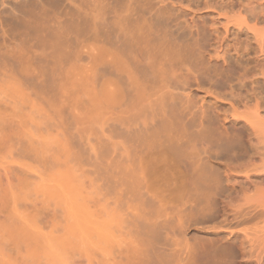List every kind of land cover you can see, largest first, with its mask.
<instances>
[{
	"label": "rangeland",
	"instance_id": "rangeland-1",
	"mask_svg": "<svg viewBox=\"0 0 264 264\" xmlns=\"http://www.w3.org/2000/svg\"><path fill=\"white\" fill-rule=\"evenodd\" d=\"M165 4L173 20L207 28L206 66L239 57L238 73L247 72L243 81L232 75L238 98L247 101L236 104L234 116L231 100L214 97L209 76L181 79L175 92L184 112L181 162L164 159L158 147L142 153L147 135L159 139L160 119H169L170 110L122 69L137 58L122 52L129 11L137 6L134 17L143 21ZM177 22L166 29H177ZM263 50L264 0H0V264H225L217 250L223 243L248 247L244 229L262 230V219L218 224L225 219L219 206L231 191L239 193L235 203L262 191L261 169L226 170L236 163L228 155L262 146L249 121L264 89ZM189 62L181 68H194ZM201 110L217 112L218 120L199 124ZM213 123L226 125L227 133ZM144 156L147 164L156 156L162 167L143 170L141 182ZM201 158L221 182L216 192L208 190L220 193L209 213L200 210L207 201L187 188Z\"/></svg>",
	"mask_w": 264,
	"mask_h": 264
},
{
	"label": "bare ground",
	"instance_id": "bare-ground-1",
	"mask_svg": "<svg viewBox=\"0 0 264 264\" xmlns=\"http://www.w3.org/2000/svg\"><path fill=\"white\" fill-rule=\"evenodd\" d=\"M137 8H138L137 6L133 7L129 11V14L127 13L128 15L126 16V19H127L126 25L121 30V33L124 35L123 43L121 45L123 47L122 52H124L125 56L130 57L131 55H135L137 58L135 61L133 60L131 62V65H130L131 67H129V65H127V68L124 67L122 69H124V71H127L128 74H130V77L132 78V83H134L135 85H139V86L141 85V86H143V88L147 92L158 95L155 97H158L159 101L161 102V105L162 104L165 105L166 108L168 106V111L170 110L169 114H168L169 119L167 118V114H166L167 110H165L166 112L164 111V113L166 114V118L163 119L161 117L165 121L164 125H163L162 119H160V117H159V119L161 120V123H162V126L161 127L159 126L160 127L159 130L158 131L156 130V133L158 132V136H159V134H161L159 136V139L151 140L154 137L149 139V135H147L148 137L145 136V138L147 137L149 140H147V138H146V140H143V141H147V142L150 140L151 141L148 143L144 142L142 144V146L144 145V148L142 147V149H143L142 153L146 154V152H144V150L147 149V151L151 150L150 153L153 154L155 152L154 149H156V147H158L159 149L161 148L160 151L164 150V152L162 153L163 154L162 156L164 159L166 158L165 155L166 156L169 155L170 158H174L173 161L176 160V162L177 161L181 162L183 159H186L185 156L187 155L186 153H185L186 154L185 155L183 153L184 150H181V148H180L181 144H180L179 138L180 137L182 138V136H184V135L180 136V134H182V133H179V129H178V125H179L178 120L179 121L182 120V119H180V117L182 116V114L184 112H182V114H180L179 110H177V108H176V102H175V101L181 100V98L178 97L177 94L175 93L176 90H178L180 88V84L182 83L181 79L183 78L184 81L186 82L188 79L192 78V81L194 80L195 82H199V78L194 74L196 72L198 73V74L196 73L197 75H199V74L204 75L205 74V75L209 76L208 77L209 80H214V83L210 86V90H212L214 97L220 98V99L226 98V99L231 100L232 101L231 108L233 109V116H234V115H237V113H238L237 110L239 108V105L240 104L245 105L247 102V101H242L238 98L239 94L235 91L236 86H235V84L231 83V82H233L232 79H234V77H232V75L235 73H238L241 68H244V67H242L243 62L238 57L232 63V61L229 57L224 56L221 65H219V66L218 65L206 66L207 62H204L205 58H204V60L202 59L203 58L202 54L206 51L205 42H206L207 37H208V30L204 25H199L198 23H194L192 20H191V22H193L195 25H193L191 22L190 23L181 22V21L177 22L178 21L177 17H175V19L173 20L174 17L170 16L169 5H167V4H165L163 6H159L157 8L156 12H154L155 14H153L152 16L150 15L151 17L150 18L148 17L149 18L148 20H146L147 19L146 18L145 20L142 21V18L139 17L140 12L138 13L139 8L138 9ZM243 10L245 13H248V14L252 12L250 7L244 8ZM134 11H135V13H134ZM137 13L139 14V16H138L139 18L134 17V14H136V16H137ZM252 15H253V13L250 14V16H252ZM100 19H101V17H100ZM139 19L141 20V23H139L140 22ZM242 19H243V21H246L244 17ZM170 22H177V25H179L178 28L173 30V31L169 30V28L166 29V26ZM175 25H176V23H175ZM74 27H77V26L75 25ZM248 28H249V26H248ZM250 28H251V26H250ZM72 30H73V28H72ZM106 39H107V37H106ZM187 41H188V43H187ZM263 51H261V52H263ZM191 58H193V59L190 62L195 63L192 66L195 65L196 68H195V66H194V68H181V65H183V62L187 61V60L189 62V60ZM209 58H210V56H209ZM194 60H195V62H194ZM198 66H201V67H198ZM258 67L262 68L261 66H258ZM252 68H255V67H252ZM242 72L243 73H241V74L238 73L239 74L238 79H240L241 81L245 80V78L247 77V72L246 71H242ZM224 84L225 85L227 84L228 90H226V88L223 89L225 86ZM262 94H264V89H261L260 93H258V95H256L253 99L255 101V103L253 105V109H252L253 110L252 111V115H253L252 117L253 118H250V119H252L250 121L248 120L249 124L252 125V126H250L251 128H249V126L246 127V125H243L244 127L249 128L253 135L258 136L260 144L262 143V146H260L261 149H259L258 151L251 152V153H246L244 155H236V153H234V155H228L227 159L231 160V161L233 160V162H236V163H234L233 166H231L232 162H231L230 166L225 164L228 166L226 171H230L232 169L233 170H240V171L244 172L245 174H247L249 172V170H251V169H261L262 173L257 178H259V183L263 184L262 186H260V188H262V191L258 190V191L254 192V195H255L254 198L255 199H250L252 196H247L244 199V201H245L244 203H238V201L236 203L234 202V197H232V196L233 195H236V196L239 195V193L236 191H231V193L224 195L223 198L225 199V201L222 204H220L219 207H220V211L222 212L221 214L225 215V219L220 220L218 222V224L236 223L237 225H240V224L249 223L255 219H262V222H264V128L259 129V128H257V125L254 126L257 123H263V125H264V117H260L261 115L259 112L260 109H262L264 112V95L262 96ZM166 103H167V105H166ZM236 104H239V105L237 106ZM182 105H183V102H182ZM174 108L176 109V111ZM163 110H164V108H163ZM163 110H162V113H163ZM159 111H160V106H159ZM157 113L155 112V114H157ZM216 113L214 115H212L208 111L201 110L199 115H198L199 124L206 122L208 124V126H210V124H212V122L218 120V119L213 120L214 117L217 118L219 115V114L217 115ZM153 115H154V113H153ZM159 115L160 114H158V116ZM192 116L194 117L195 115L192 114ZM163 117H165V116L163 115ZM237 118H238V116H237ZM170 119H172V121ZM225 119H226V117H225ZM218 122H220V121H218ZM222 123H219V126L217 125L218 123H215L217 127L216 126L214 127V130L216 129V131H219L220 134L221 133H227L226 128H225L226 125L225 126L221 125ZM215 124L213 123V125H215ZM192 125H193V122H192ZM153 130L151 132H155V130L154 131ZM182 131H180V132H182ZM200 133H202V131ZM213 133H216V132L213 131ZM217 134H218V132H217ZM154 135H156V134L154 133ZM178 136H180V137H178ZM182 140L184 141L183 138H182ZM143 141H141V142H143ZM178 141H179V144H178ZM201 142H203V141H201ZM153 150H154V152H153ZM147 153H149V152H147ZM208 156H209V154H208ZM140 157H143V156H140ZM145 157H147V156H144V159H145ZM149 157L151 159L148 158L149 159L148 164H147V160H146L147 158H146L145 159L146 161L145 160L143 161L144 164L140 165V168H138L140 173L143 170H144V172L148 173L149 170L150 171L154 170L155 167H156V170H157V168L161 169L162 166H159L158 163H156V160H155L156 156L155 157L149 156ZM164 159L161 161L159 159V161L164 162ZM139 160L142 161L143 158L139 159ZM170 160H172V159H170ZM200 160H202V158ZM145 162H146V164H145ZM201 162H203V160ZM201 162L199 163L197 159L195 160L194 164H196V166L192 168L193 171L191 170L192 171V173L190 174L191 181L189 183V186L188 187L186 186V187L189 188L188 191H189L190 195H193V196L195 195L196 197L195 196L194 197L196 199L198 198L202 201L205 200V202L210 201V204H209V202L208 203L206 202L207 204L206 203H205V205L203 204L204 206H202L200 208L201 211H203L205 213H209V212L213 211V209L217 206V202H218L217 200L218 199L215 198L217 193H214V196H213L211 193H209L210 191L208 192V190H212V189L216 188L215 189V192H216V190L219 189V185L221 184V182L217 181V180L215 181L214 177L216 175L215 176L213 175V177L211 176V174H213L211 172H213L214 170L209 169V166L206 163L204 164V162H203V164H202ZM189 163H191V161ZM174 164H176V163H174ZM154 165H156V166H154ZM163 165H165V164H163ZM151 167H154V169L153 168L151 169ZM210 168H213V167H210ZM146 173L143 174V172H142L144 177L143 176L140 177L139 181L143 182L145 179V176L148 175L150 172L148 174H146ZM214 174H215V171H214ZM149 178H150V176H149ZM244 179L249 180V176L248 175L245 176ZM187 185H188V183H187ZM183 188H181V189H183ZM248 191H250V190H248ZM192 192H194V193H192ZM217 195H220V193H218ZM217 197H219V196H217ZM191 198H193V197H191ZM192 200L194 201V199H192ZM201 204L198 206H201ZM208 215L209 214H207V216ZM229 217H231V219H229ZM261 228H262V230H249L248 228L244 229L246 236L250 237V240H249L250 244L248 247H245L242 245L234 246V244L228 245V244H226L227 242H225V244L223 243V246H220L222 248H219V249L217 248V250L220 252V254L221 253L225 254V257L228 258V262L225 260L227 264L228 263L229 264H236L237 258H239V260L241 261L240 262L238 260L239 262L237 264H250V263L251 264H264V224L262 225ZM220 245H221V243H220ZM229 246L232 248L233 253H232L231 249L228 248ZM247 248H249V249L247 250ZM202 252H204V251H202ZM214 252L216 253V250ZM220 254H219V256H221ZM206 258H208V257H206ZM217 259H218V257H217ZM220 259L221 258H219V260ZM222 259H223V262H225L224 258H222ZM250 259H252V260H250ZM221 263L222 262H220L219 264H221ZM215 264H218V263H215Z\"/></svg>",
	"mask_w": 264,
	"mask_h": 264
}]
</instances>
